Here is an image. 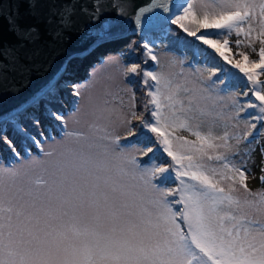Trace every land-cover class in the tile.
I'll return each instance as SVG.
<instances>
[{
  "label": "snow or ice",
  "instance_id": "obj_1",
  "mask_svg": "<svg viewBox=\"0 0 264 264\" xmlns=\"http://www.w3.org/2000/svg\"><path fill=\"white\" fill-rule=\"evenodd\" d=\"M21 4L37 24L21 25ZM6 19L19 42L0 46V91L19 90L9 83L8 73L22 80L31 74L42 54L37 25L43 23L58 43L69 39L73 31L86 32L97 45L120 40L129 32L138 34L142 48L136 42L129 47L157 66L152 45L179 30L202 48L206 46L204 51L212 50V60L219 57L237 69L247 88L243 95L254 101L243 107L234 102L237 118L239 112L246 113L249 131L231 137L237 142L233 150L227 131L222 136L214 135L211 128L203 132L199 124H193L192 114H205L197 95L211 99L213 93L238 87L234 74L201 51H193L194 57L203 56V70H211L197 91L176 84L174 75L133 62L125 75L142 72L148 89L143 108L151 117L137 115L133 93L131 118L121 120L125 143L121 145L119 136L98 128L105 133L101 139L119 151L113 149L109 157L105 145V158L97 160L70 145H63L59 152L45 151L42 119L29 116L31 128L21 122L28 107L56 94L44 86L27 103L0 116V144L14 160L23 157L25 164L22 170L0 166V264H264V221L250 219L243 211L244 207L264 209V0H204L198 10L192 0H18L15 17ZM208 31H215L216 37L205 35ZM233 34L235 49L243 50L234 51ZM183 46L187 48L186 43ZM64 87L80 96L79 84L65 81ZM249 108L255 114L248 113ZM45 112L50 125L67 126L62 112L50 108ZM178 129L188 131L195 140L175 136ZM82 135L65 132L70 138ZM13 137L39 148L45 159L29 158ZM132 148L147 159L126 151ZM159 148L171 158L167 167L155 163ZM221 148L231 154L217 152ZM254 168L259 170L262 186L255 193L247 183L249 173L256 179ZM171 173L179 181L176 188L153 182L167 183ZM224 181L229 182L228 191L220 186ZM237 182L255 199L242 204L234 197ZM176 196L179 199H169ZM14 200L23 201L21 209L14 211ZM174 205L182 207L175 211Z\"/></svg>",
  "mask_w": 264,
  "mask_h": 264
},
{
  "label": "rangeland",
  "instance_id": "obj_2",
  "mask_svg": "<svg viewBox=\"0 0 264 264\" xmlns=\"http://www.w3.org/2000/svg\"><path fill=\"white\" fill-rule=\"evenodd\" d=\"M192 2L194 3V6L199 9L204 0H192ZM236 38L235 34H233L231 39L234 51L243 50L235 49L234 41ZM135 39L140 38H132L128 44L131 45L133 43L131 41ZM129 46H127V50L128 52H132V48ZM164 48L166 47L159 46L157 57L159 65H156L155 70L162 71L165 74L174 75L176 84L189 89H196L198 91L202 87L199 83L200 80H206L207 76H205L201 70L197 71L199 68L187 65L185 58H178V55L169 50H164ZM173 61H175V63H173ZM181 61H183L182 64ZM130 65L131 63L124 62L118 51L106 53L99 61L90 66L88 70L82 65L80 60L72 61L70 67L67 69V74L71 76V74L78 75L86 73L88 76L80 82H76V84L80 85V96H75L73 108H70L66 113H63L67 120V126L64 127V125H62V129L58 128V130H61L58 132V135L50 138L43 137V149L45 151L54 150L55 152H59L63 145H70L82 150L86 156H91L97 160H103L105 158V145L108 146L109 157L111 156L113 149L119 151V149L111 144L109 140L101 139L105 133L103 131H97V129H106L113 137L119 136L121 138L120 144H124L123 139L126 135V131L121 124V120L123 118H131L130 105L131 97L134 93L128 83V76L130 74L125 75L127 67ZM261 79H264V77H261ZM65 81H71V79L67 78ZM64 82L57 84V86L59 88L63 87ZM181 95L183 96L184 94L181 93ZM188 95H192V93L190 92ZM136 97L139 98L140 102L141 96L139 93L135 95V103L137 106V104L139 105V102ZM238 98V96L232 93H224L222 91H220L219 94L213 93L211 99H200V96L197 95L198 106L204 109L205 114L200 115L199 112L192 114L195 116L193 124H199L200 128L202 127L205 131H208L210 126L222 127L219 134L216 136H222L224 132L227 131L230 137L229 144L234 146L233 150L237 142L231 137L238 133L243 135L247 129V124H245L244 120L237 118V115L234 112V102H236ZM41 103L43 107H47L45 99H42L36 107H39ZM77 109L79 110L77 111ZM135 110L137 115L142 113V109L140 108H136ZM218 122H222L223 124L218 126ZM225 125H227V127H225ZM65 132H77L82 133L83 135L79 138H70L65 136ZM173 134L175 136H183L189 140H195L194 136L190 135L188 131L182 129L176 130ZM261 140L264 141V135L261 136ZM216 143H222V141H216ZM256 147V160L259 162V145ZM126 151L136 154L137 158L141 157L140 153L134 148L126 149ZM217 152L231 154L227 153L223 148L218 149ZM27 155L29 158L32 156H38L41 159H45L41 151H28ZM236 160L238 162L240 157L237 156ZM212 163L215 164V162ZM0 166L14 167L22 170L25 167L24 158L21 157L13 162L0 160ZM253 172L256 175V179H253L252 173H249L247 183L251 191L255 193L260 191L262 186L259 181V170L254 168ZM157 181L159 180L153 182L157 184ZM158 186L165 187L164 185ZM177 186L176 183L175 188ZM220 186L224 187L225 191H228L229 182L224 181ZM232 195L238 198L242 204L245 199H255L254 196L246 193L243 188H240L238 182L236 190L232 192ZM24 199L27 200L28 198L25 197ZM169 199H179V197H169ZM22 205L23 201L14 200V211L21 209ZM243 211L250 219L264 221V209L258 207H244ZM13 219L15 220V216H13Z\"/></svg>",
  "mask_w": 264,
  "mask_h": 264
},
{
  "label": "water",
  "instance_id": "obj_3",
  "mask_svg": "<svg viewBox=\"0 0 264 264\" xmlns=\"http://www.w3.org/2000/svg\"><path fill=\"white\" fill-rule=\"evenodd\" d=\"M17 4L18 0H0V46L14 45L19 42L10 30L6 19L9 16L15 17ZM19 9L21 25L37 24V21L28 15L26 5H19ZM37 26L41 32L38 45L42 48V54L35 61V67L26 80H22L15 73H8L9 83H14L19 90L15 93L0 91V116L11 112L21 104L27 103L35 93L46 85L54 88L67 78H70L73 83L87 78L88 74L86 73L71 74V76L66 73L72 60L86 62L85 67L88 70L106 53L117 52L126 46L130 39L140 38L138 34L129 32L120 40L97 45L92 38L87 36L86 32L73 31L69 34V39L63 43H58L47 34L43 23ZM31 110H35V107H28L23 114Z\"/></svg>",
  "mask_w": 264,
  "mask_h": 264
},
{
  "label": "trees",
  "instance_id": "obj_4",
  "mask_svg": "<svg viewBox=\"0 0 264 264\" xmlns=\"http://www.w3.org/2000/svg\"><path fill=\"white\" fill-rule=\"evenodd\" d=\"M205 35H208L210 37L215 38L217 33L215 31H208V32H205ZM177 38H179V43L177 42ZM131 42L138 43L139 46L142 48V45H143L142 40L135 39V40H132ZM185 43L187 44V48L183 46ZM129 45L130 44H127L124 48H122L118 51L121 54V57L125 63L136 62V63H140L142 65V67L155 70L156 62L151 61L150 59H147L143 55L142 52L135 51V49H132L131 50L132 52H128L127 46H129ZM160 45L166 47V48H164V50H169V51L173 52L174 54L178 55V58H185L187 65L201 69V72L205 76L208 77L210 75V71H211L210 69L208 71L203 70V67H204L203 56H207V57H209L210 60H212V56L214 54H212V50H210V49H208L207 51H204V48H206V46H204L202 48L200 46L199 42H194L192 38H186V34L180 33L179 30L171 32V33H169V35L167 37H163L162 39H157L155 41V44L152 45V47H153V53L157 57H158V51H159ZM197 50L201 51L203 53V56L194 57L193 51H197ZM146 59H147V64L145 65L144 61ZM212 62L215 63L220 68L224 69V71L234 74L235 80L233 81V83L239 85L234 90H228V91H222V92L232 93V94L238 96L239 98L237 99V101L240 103V105L242 107L245 106L249 100L254 101V97H251L250 95H249V97H245L243 95V93L245 91H247V88H245L243 86L245 81L241 79L242 74H240L237 69L232 68L231 65L225 64L219 57H215V59L212 60ZM218 75H220L222 78L221 73H218ZM130 81H135V83H130ZM128 83L130 84L131 88L133 89V92L135 93V95L137 93H139L141 96L140 102H139V98L136 97L138 102H139V105L137 104L136 108L142 109V113H144V115L150 119L151 112L148 111L145 113L144 108H143V105L146 103V99H147L146 98V92L148 89L143 84L142 72L139 75L130 74L128 76ZM150 83H152V82L150 81ZM56 86L53 88V90L55 91L56 94L52 97L44 98L45 102L47 103V107H43L42 103H41V105L39 107L35 108L36 110L22 114L20 117L21 122L24 124H27L30 128H31V121H30V119H28V117L33 115V114L40 117L44 123V131L47 133V136H46L47 138L58 135V132L60 131V130H58V128L62 129L63 127L61 124H59V122L50 125L49 121L44 118L46 115L45 109L50 108V109H54V110L62 112V113H66L68 110H70V108H73L74 101H75V96L72 94V90L70 88H65L64 86L61 88H59L57 86V88H56ZM234 112L237 115L235 106H234ZM247 112L255 114L256 110L249 108V109H247ZM245 117H246L245 112H243V111L239 112V118L240 119L244 120ZM248 118L250 119V117H248ZM133 124H138V121L133 120ZM217 124L219 126L223 123L218 122ZM209 128L212 129L214 135L219 134L220 129H222V127H215V126H210ZM201 131L207 132L202 127H201ZM247 131H249V125H247L246 132ZM262 131H264V129H262ZM144 132L146 135L151 136L153 140L155 139L153 134L147 133V130H144ZM8 134L10 136L13 135L10 127H9ZM13 138L17 140V147L22 153L28 154V151L38 152L39 148H30L27 144H22L18 138H16V137H13ZM42 139H43V137H42ZM123 143H125L124 139H123ZM157 147H159V146H157ZM156 157H157V159H156L155 163L159 164L160 166L167 167L168 165H170L172 163L171 158L168 157L167 154L163 152L162 148H159V150L156 152ZM138 159L146 160L147 158L141 156ZM0 160H6L7 162H9L10 160H13V156L10 154L8 148L3 144H0ZM176 183L178 185L179 181L176 180L175 173H171V180L167 183L162 184L160 181H157L158 185H164L166 188H175ZM180 207H181L180 205H174V210L178 211ZM177 222L180 223L181 225H183V222L179 218H178Z\"/></svg>",
  "mask_w": 264,
  "mask_h": 264
},
{
  "label": "bare ground",
  "instance_id": "obj_5",
  "mask_svg": "<svg viewBox=\"0 0 264 264\" xmlns=\"http://www.w3.org/2000/svg\"><path fill=\"white\" fill-rule=\"evenodd\" d=\"M72 61H74V60H72ZM72 61L69 63V66H68V68L70 67V65H71ZM80 61H81V60H80ZM81 63H82V65H84V66L86 65V64H85L86 62H84V61H81Z\"/></svg>",
  "mask_w": 264,
  "mask_h": 264
}]
</instances>
